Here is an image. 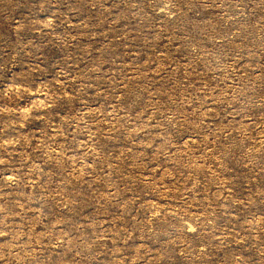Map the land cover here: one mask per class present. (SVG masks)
I'll use <instances>...</instances> for the list:
<instances>
[{"label": "rangeland", "instance_id": "1", "mask_svg": "<svg viewBox=\"0 0 264 264\" xmlns=\"http://www.w3.org/2000/svg\"><path fill=\"white\" fill-rule=\"evenodd\" d=\"M0 264H264V0H0Z\"/></svg>", "mask_w": 264, "mask_h": 264}]
</instances>
